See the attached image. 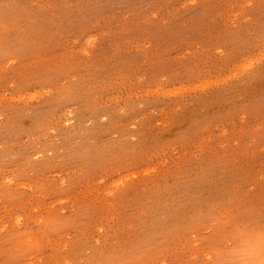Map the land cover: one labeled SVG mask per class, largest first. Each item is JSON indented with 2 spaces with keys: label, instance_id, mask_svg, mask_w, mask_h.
Masks as SVG:
<instances>
[{
  "label": "rangeland",
  "instance_id": "374dc122",
  "mask_svg": "<svg viewBox=\"0 0 264 264\" xmlns=\"http://www.w3.org/2000/svg\"><path fill=\"white\" fill-rule=\"evenodd\" d=\"M264 221V0H0V264H218Z\"/></svg>",
  "mask_w": 264,
  "mask_h": 264
},
{
  "label": "clouds",
  "instance_id": "9594fccd",
  "mask_svg": "<svg viewBox=\"0 0 264 264\" xmlns=\"http://www.w3.org/2000/svg\"><path fill=\"white\" fill-rule=\"evenodd\" d=\"M218 255L223 258L218 264H264V224L248 223L239 231L232 225Z\"/></svg>",
  "mask_w": 264,
  "mask_h": 264
},
{
  "label": "snow or ice",
  "instance_id": "6c2138e0",
  "mask_svg": "<svg viewBox=\"0 0 264 264\" xmlns=\"http://www.w3.org/2000/svg\"><path fill=\"white\" fill-rule=\"evenodd\" d=\"M264 224V221L261 222ZM248 223H237V230L239 231L240 229L246 228Z\"/></svg>",
  "mask_w": 264,
  "mask_h": 264
}]
</instances>
